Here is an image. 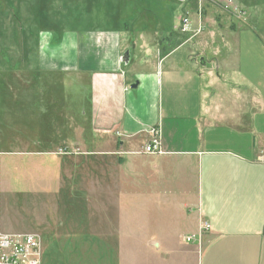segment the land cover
Returning a JSON list of instances; mask_svg holds the SVG:
<instances>
[{"label": "crops", "instance_id": "0c3cea01", "mask_svg": "<svg viewBox=\"0 0 264 264\" xmlns=\"http://www.w3.org/2000/svg\"><path fill=\"white\" fill-rule=\"evenodd\" d=\"M20 1L24 8L9 11L32 15L35 26L17 23L5 38L16 37L17 50L6 41L0 48V148L12 140L23 152L53 156L56 167L47 171L58 192L54 202H121L122 166L131 164L126 199L146 202L159 214L147 208L146 221L131 216L123 235L112 219L97 218L96 228L78 227L63 211V221L40 228L47 242L43 246L40 235V264L48 249L62 252L61 264H81L92 252L102 253L99 264H121L126 245L138 250L131 264H264V32L254 38L243 30L247 19L217 8L215 20H227L224 56L208 36L207 26L215 23L212 0L178 3L179 22L194 11L196 23L199 13L206 14L203 31L189 41L179 26L163 23L159 2L155 17L148 11L155 6L139 0ZM237 3L258 7L260 16L254 0ZM141 7L145 12H138ZM138 14L156 21L147 22L148 30H135V22L145 18ZM5 31L2 21L0 36ZM144 31L152 36L141 38ZM215 61L227 63L225 71L208 67ZM158 124L165 154L138 152ZM132 154L137 158L123 156ZM143 181L145 186L135 184ZM154 202L164 206L157 209ZM203 222L210 229L199 236ZM103 230L117 233L119 241L111 243ZM189 234H197L196 245L184 241ZM143 240L156 245L144 258Z\"/></svg>", "mask_w": 264, "mask_h": 264}, {"label": "rangeland", "instance_id": "374dc122", "mask_svg": "<svg viewBox=\"0 0 264 264\" xmlns=\"http://www.w3.org/2000/svg\"><path fill=\"white\" fill-rule=\"evenodd\" d=\"M3 1L4 0H0V23L3 21L4 29L7 31L9 30V32H7V34L6 31L4 34L1 33L0 39L3 41L0 40V48L6 41L8 43H11V45L14 46L15 50H17L16 37H9L12 38V41H10L8 38L7 40L5 39L6 35L8 37V34L13 31L12 29L16 30L17 23L23 24L19 26V28H24V26L29 25L35 26L33 22V16L20 14L18 17V14H16V12V15H12L13 12L9 11L11 7L17 8L21 6L22 8H24V4L21 3L20 0H5L4 2ZM33 1L35 0L31 1L32 4ZM254 1L260 7V16L258 7L248 5L242 6V8L238 5V0H232L234 4H236L242 11H244V14L241 15L242 19H240V21L245 22V20L247 19V27H245L243 30L249 31L250 34H253L254 38H257V36L260 38L262 37V33L264 32V0ZM138 2L140 4H142L143 2H149L153 4L155 6V9L148 8V11L150 13H154L155 17H158L159 14L157 13L161 11V8L157 5L158 2L162 4V18L165 20L163 21V23H166V25H171L170 29L175 26L177 30V27L180 26L179 15L183 14V10L181 9V7H179V4L182 5L187 1L181 2L180 0H139ZM212 3L215 5L216 8V12H214L212 15V18L214 19L215 23H212V26L210 27L207 26V31H211L208 32V36L210 37L211 34V38H215L212 40V42L215 41L217 44H220V46L222 47L220 50V54L227 56L228 53L227 51H225L226 49L224 47L227 36L225 35V31H222V29L226 26L225 24L227 20L224 17H217V20H215L217 14H219L217 8H220L222 14H228L229 16H231V18H236V16L232 14L231 11L223 9V0H212ZM138 12L145 11H143L141 7ZM204 15L206 14H203L202 12V14L198 17L197 23L196 11L190 13L189 16H184L188 20V31L182 33L178 29L180 34H182V37H184L185 34L184 38L188 37L186 40L189 41L191 39H194L195 36L199 35L204 29ZM138 16H143L145 18L143 20L135 22V25L133 26L135 30L143 29L144 27H146L145 29L148 30L150 29V25H147V22L153 21L154 23L156 21V19H153V17L150 15L138 14ZM134 18H137V16H131L130 19L134 20ZM160 20L162 21V19ZM94 21L95 23H101V20L98 17H95ZM247 22H249V25ZM228 23L230 25L231 21ZM76 25L77 23H75V26ZM193 26L196 27V30L194 32H190L191 38H189L190 35L187 36L186 34H189V31L193 28ZM135 33L136 32H134L133 35ZM150 33V31H144L140 34V36H142L141 38L151 37L152 35ZM191 43L192 42H190L189 44L190 46H192ZM171 47L172 46L165 49L164 52L169 51ZM207 50L210 51L211 49L208 48ZM194 52H192L191 54H193ZM16 53L18 54L17 51L11 52V55H17ZM207 54L211 56V53ZM226 65L227 63L225 62H208V67L211 66L213 68V71H218V68H221L223 71H225ZM2 66L3 64L0 63V67ZM12 85L17 86L18 80L14 79ZM84 92L86 93V88L84 89ZM75 102L81 104L79 103L81 102V96H75ZM83 105L85 106V104ZM10 141L11 142H8V145H2L0 148L2 151L0 152V224L3 231L8 233H37L39 235H42L43 237L44 234H42V231L40 230L41 226L46 223L52 224L56 221H63V211H67L64 212V214H68L67 218H69V220L71 219L72 224H74L75 226L80 225L78 227L89 226L91 228H96L98 226L96 220H104L108 223L112 219L121 225L123 229V235H126L129 233V230L133 224L131 216L146 221L147 208L148 211L154 216L156 214L157 216H159L158 212L155 214L152 208L147 206L146 202H130V199H126L129 197L130 187L132 186L131 170L134 166H131V164H126L122 166L125 172V175L123 176V183L126 184V188L122 191L123 198H121V202H118L117 199L114 200V202H54L57 199L56 194L58 192L56 191V187L53 186L51 183V179L54 175L50 174L47 170H51L49 168L56 167V164H54V160L56 159L52 158L53 156L51 155L40 153L30 154L28 152H23L25 150L24 146H17V142H13L12 140ZM79 149L83 150L84 148L80 146ZM71 154L74 155L73 150L72 153H69V155ZM123 156H125L126 160H129L132 157L137 158L138 155L132 154ZM85 160H89L90 165H97V163L93 159L90 160L85 158ZM140 164H142L143 166L145 165L144 161H140L138 165ZM135 184L145 186V181H143L142 183L139 182ZM80 195L81 194H78L77 198L75 199L78 200V197H80ZM64 203H66L67 207L62 206ZM154 203L156 204V207H158L157 209L162 208L164 206V202ZM174 203L180 204L182 202ZM55 204H60L61 207H55ZM85 215L89 217L91 216L90 221H84ZM63 217L65 218L66 216L64 215ZM85 220H88V217ZM101 233L105 237H107L106 239H108L113 244H116L119 241L116 238L117 233L108 232L107 230H103ZM44 237L42 238L43 246L47 243L44 242ZM180 237H177V241L181 240ZM143 241L147 244L146 249L142 248L140 253L144 258L147 254H150V245L153 244L154 249L156 248V245L155 242H152V240H148L147 242L146 240ZM186 244L196 245V242H186ZM147 250L149 252H147ZM56 252H52L50 251V249L44 250L42 255V264H61L64 255L61 251H58V253ZM92 254L95 256L83 257V262L81 264H99V262L103 260V258L99 259L98 256L102 255L101 252H92ZM137 254L138 250H132L129 245L122 247V249H120L119 254V256H121V264H131V257ZM141 264L144 263L141 262Z\"/></svg>", "mask_w": 264, "mask_h": 264}, {"label": "built area", "instance_id": "2783aa9c", "mask_svg": "<svg viewBox=\"0 0 264 264\" xmlns=\"http://www.w3.org/2000/svg\"><path fill=\"white\" fill-rule=\"evenodd\" d=\"M185 2L187 0H180ZM222 1V0H219ZM223 9L231 11L236 18H241L244 14L232 0H223ZM200 16V13H199ZM200 21V18H199ZM180 32L188 31V20L183 17L180 20ZM147 140L142 144L138 151L145 154H165L162 146L161 129L159 124L151 127L148 132ZM59 153H70L66 149H59ZM210 225L203 222L200 232L209 230ZM197 234H189L184 237L185 242H193L197 239ZM42 252V241L39 234L36 233H8L2 230L0 224V264H40Z\"/></svg>", "mask_w": 264, "mask_h": 264}, {"label": "water", "instance_id": "95a60500", "mask_svg": "<svg viewBox=\"0 0 264 264\" xmlns=\"http://www.w3.org/2000/svg\"><path fill=\"white\" fill-rule=\"evenodd\" d=\"M127 55H128V52L125 53V56H126V57H127ZM137 84H138V82L135 81V82L131 85V87H132V88H135V87L137 86Z\"/></svg>", "mask_w": 264, "mask_h": 264}]
</instances>
